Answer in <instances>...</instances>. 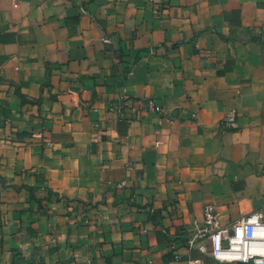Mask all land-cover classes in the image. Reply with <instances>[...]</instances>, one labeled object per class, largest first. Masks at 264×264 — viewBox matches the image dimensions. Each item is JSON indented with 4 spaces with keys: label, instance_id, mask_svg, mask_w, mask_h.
Returning <instances> with one entry per match:
<instances>
[{
    "label": "crops",
    "instance_id": "1",
    "mask_svg": "<svg viewBox=\"0 0 264 264\" xmlns=\"http://www.w3.org/2000/svg\"><path fill=\"white\" fill-rule=\"evenodd\" d=\"M209 203L264 213V0H0V264H227Z\"/></svg>",
    "mask_w": 264,
    "mask_h": 264
},
{
    "label": "built area",
    "instance_id": "2",
    "mask_svg": "<svg viewBox=\"0 0 264 264\" xmlns=\"http://www.w3.org/2000/svg\"><path fill=\"white\" fill-rule=\"evenodd\" d=\"M150 113L161 115L164 109L155 104L154 100L146 101ZM222 128L233 130L237 128V113L230 111L222 120ZM204 219L196 226L194 235L188 240V245L201 252L208 253L220 263L264 264V213H253L236 221L228 232L220 226V214L215 204L204 207ZM35 264V263H32Z\"/></svg>",
    "mask_w": 264,
    "mask_h": 264
}]
</instances>
